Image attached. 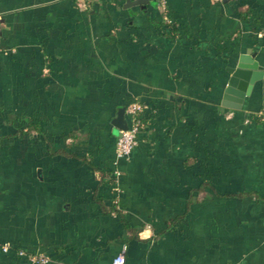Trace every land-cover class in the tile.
I'll use <instances>...</instances> for the list:
<instances>
[{"label": "crops", "instance_id": "0c3cea01", "mask_svg": "<svg viewBox=\"0 0 264 264\" xmlns=\"http://www.w3.org/2000/svg\"><path fill=\"white\" fill-rule=\"evenodd\" d=\"M136 1L0 0V264H264V0H167L172 26ZM241 53L262 68L232 108Z\"/></svg>", "mask_w": 264, "mask_h": 264}, {"label": "built area", "instance_id": "2783aa9c", "mask_svg": "<svg viewBox=\"0 0 264 264\" xmlns=\"http://www.w3.org/2000/svg\"><path fill=\"white\" fill-rule=\"evenodd\" d=\"M157 7L161 12V17L164 21L171 22L167 11V0H155ZM83 5L88 6V3H83ZM259 35H264V27L257 31ZM144 105H142L137 100H131L125 106V116L127 119L128 127L126 129H119V133L115 145V157L121 158L127 156L132 148L138 143L139 132L144 127V122L141 120V113L143 111ZM114 174H118L115 171ZM2 250L7 251L10 248L8 242L0 244ZM16 252L20 255L27 257L30 264H45L50 260L47 253L43 251L37 252H27L24 249L17 248ZM124 256L123 254H118L113 259V264H123Z\"/></svg>", "mask_w": 264, "mask_h": 264}, {"label": "water", "instance_id": "95a60500", "mask_svg": "<svg viewBox=\"0 0 264 264\" xmlns=\"http://www.w3.org/2000/svg\"><path fill=\"white\" fill-rule=\"evenodd\" d=\"M137 3L142 0L136 1ZM250 57L241 53L233 66L227 67L230 75L223 92V104L232 108H240L245 95L250 93L253 81L260 76L262 66L256 61H250ZM247 63V64H246ZM112 124L118 129H126L128 127L125 116V106L117 109L116 115L111 119Z\"/></svg>", "mask_w": 264, "mask_h": 264}, {"label": "trees", "instance_id": "16d2710c", "mask_svg": "<svg viewBox=\"0 0 264 264\" xmlns=\"http://www.w3.org/2000/svg\"><path fill=\"white\" fill-rule=\"evenodd\" d=\"M162 19V18H161ZM159 24L161 25H166V26H172V23L171 22H167V21H164L163 19L159 21ZM261 28L263 27H259L257 29L260 30ZM264 37V35H262ZM126 106V105H125ZM141 120L143 122H145V118L143 117V113L141 114ZM21 130L23 131H28L29 129H35L37 131H40L39 129V125L37 124V122H33L32 120H29V121H26L24 125L21 124ZM143 129V128H142ZM22 131V132H23ZM140 133V132H139ZM117 140V138H116ZM138 140H139V135H138ZM115 145H116V142H115ZM56 150H53V149H50V152L51 153H54ZM57 151H60L62 152L63 154H71L70 152L66 151L65 148L63 147H60L59 149H57ZM114 154H115V149H114ZM100 175H101V181L104 182V183H112L113 180H114V173L111 171H103V170H100ZM119 209L117 208V202H113L111 205H110V208H109V211L110 212H117ZM20 255V254H19ZM26 257V256H25ZM27 258V257H26ZM29 262V261H28ZM30 264V263H29ZM38 264V263H36Z\"/></svg>", "mask_w": 264, "mask_h": 264}]
</instances>
